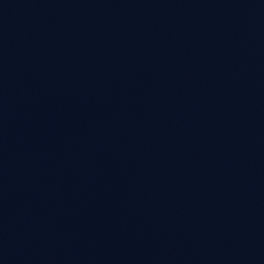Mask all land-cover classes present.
<instances>
[{"label": "water", "instance_id": "water-1", "mask_svg": "<svg viewBox=\"0 0 264 264\" xmlns=\"http://www.w3.org/2000/svg\"><path fill=\"white\" fill-rule=\"evenodd\" d=\"M0 264H264V0H0Z\"/></svg>", "mask_w": 264, "mask_h": 264}]
</instances>
